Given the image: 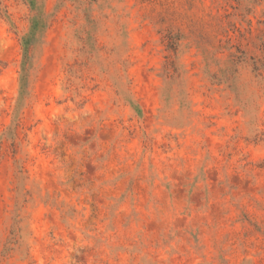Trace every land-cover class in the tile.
I'll use <instances>...</instances> for the list:
<instances>
[{
    "label": "rangeland",
    "instance_id": "1",
    "mask_svg": "<svg viewBox=\"0 0 264 264\" xmlns=\"http://www.w3.org/2000/svg\"><path fill=\"white\" fill-rule=\"evenodd\" d=\"M0 264H264V0H0Z\"/></svg>",
    "mask_w": 264,
    "mask_h": 264
},
{
    "label": "clouds",
    "instance_id": "2",
    "mask_svg": "<svg viewBox=\"0 0 264 264\" xmlns=\"http://www.w3.org/2000/svg\"><path fill=\"white\" fill-rule=\"evenodd\" d=\"M148 211H149V213H151L152 209H151V208H149V210H148ZM101 231H103V229H101Z\"/></svg>",
    "mask_w": 264,
    "mask_h": 264
}]
</instances>
